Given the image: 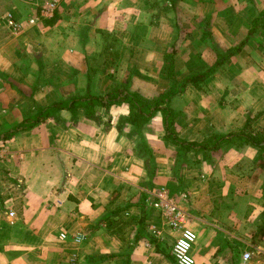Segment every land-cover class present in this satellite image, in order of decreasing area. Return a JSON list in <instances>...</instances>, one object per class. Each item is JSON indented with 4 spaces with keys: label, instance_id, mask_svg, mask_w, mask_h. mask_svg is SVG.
<instances>
[{
    "label": "crops",
    "instance_id": "1",
    "mask_svg": "<svg viewBox=\"0 0 264 264\" xmlns=\"http://www.w3.org/2000/svg\"><path fill=\"white\" fill-rule=\"evenodd\" d=\"M242 2L239 10L230 13L235 7L229 4L214 13L209 36L203 35V25L199 29L193 17L181 15L175 20L172 10L156 11L174 5L173 0H30L21 9L16 4L11 7L23 29L11 33L0 19V118L4 120V113L7 117L0 131L10 136L4 140L0 133V144L4 142L0 177H5V189L0 192V264H175L171 252L178 232L151 205L162 188L186 211L187 227L196 236L191 250L195 264H243V244L264 255V247L255 240L264 228L262 164L240 163L244 156H238L251 153L252 160L257 149L215 145L205 151L207 155L199 152L203 155L194 158L171 141L177 137L185 144L206 142L209 138L191 139L198 134L187 125L192 121L198 127L201 123L192 119L203 116L206 120L208 112L215 124L208 136L238 130L247 118L264 134V28L249 36L253 19L264 11V0ZM6 30L10 34L3 36ZM103 34L119 41L118 59L104 75ZM235 49L237 53L199 84L210 95L191 100L188 92L194 87H183L184 80L206 72L218 56ZM173 50L174 84L165 61ZM31 51L47 65L67 68L72 77L68 76V87L74 83L70 97L98 96L93 90L103 95L105 86L120 83L125 85L121 92L168 101L158 102L146 124L150 129L143 126L140 133L123 122L129 105L122 103L116 115L111 107L103 113L96 108L99 124L82 109L75 117L61 110L11 135L7 131L15 123L31 121L33 103L37 110L61 102L28 99L10 88L15 83L4 76L19 73L18 56ZM36 65L30 66L31 72L39 70ZM173 88L177 93L171 95ZM233 95L238 100H229ZM167 110L172 120L178 117L172 126L174 135L165 140ZM179 114L187 124L180 128ZM237 114L241 117L236 118ZM225 138L228 143L231 135ZM143 148L152 157H141L138 152ZM228 179L238 186L246 184V192L240 193L244 204L218 193L217 186ZM18 184L23 185L19 193ZM183 191L190 199L187 206ZM61 233L66 234L65 240L59 239ZM257 262L264 264V256Z\"/></svg>",
    "mask_w": 264,
    "mask_h": 264
},
{
    "label": "rangeland",
    "instance_id": "2",
    "mask_svg": "<svg viewBox=\"0 0 264 264\" xmlns=\"http://www.w3.org/2000/svg\"><path fill=\"white\" fill-rule=\"evenodd\" d=\"M242 1H244V0H173L174 5L173 4L172 5H164L167 9H165L164 7H160L156 11H158V13H164L165 11L172 10L173 14L175 15V18H174L175 20H176V17H180L181 15H183L184 17H186L188 19H191L190 17H193L195 22H197L199 24V29L203 25L202 28H201L203 30V35L209 36L210 35L209 28L211 26L210 20H211L212 16L214 15V13L217 12V11H221L220 9L224 8L225 6H227L229 4H232V6L235 7L234 9L233 8L229 9L230 13L233 12V11L239 10L240 7L242 6V3H243ZM27 2L29 3L30 0H23V1H21V0H0V19H1V22L3 21L2 18H4V16L6 14H11L13 16V12L10 10L13 5L16 4L17 8L21 9V7L25 6V4H27ZM175 4H177V6ZM181 13H183V14H181ZM226 13L229 14V11H226ZM52 16L53 15H51V17ZM22 17H25V15H22ZM171 18H173V17H171ZM4 25L6 26V23H4ZM10 31H11V29H10ZM11 33H13V31H11ZM177 33L179 34L178 31H177ZM183 33H184V31L182 29L181 34L183 35ZM2 34H3V36H7L8 34H10V32H9V30H8V32L6 30L5 35H4V31H3ZM182 35H180V38H181ZM191 35H192V37H194V34L192 32H191ZM206 44L207 43L204 44L205 48L207 47ZM31 52H32V54H30V55H27V53L26 54L25 53H21V57L18 56V58H20V59L17 61L18 63H16L17 64L16 65V70L19 73L12 74V76H9V77L4 76V77H6L8 79H12L13 83H15V85H12V84L10 85V88H12V91L14 93H16L17 95L20 94L22 96H25L28 99H33L35 97H38V100H43V103H48V102H50L52 100L67 101L69 99V97H70V93H72L71 92L72 91V87L74 86V83L71 82V84H70L71 87H68L67 79H68V76L71 77V75L68 73L67 68L63 67V66H59L57 64H53L52 65V63H48L49 65H47L43 61L42 57H39V56L35 57L34 54H37V53H35V52L33 53V51H31ZM106 57H107V54H103V75L109 69V68L104 66V62L106 60ZM50 60H51V58L48 59V61H50ZM31 65H36L39 68V70L38 71L36 70L35 72H31L30 71V66ZM111 69H113V68H111ZM2 76L3 75H1L0 77L2 78ZM3 79H4L3 82L5 84H7L8 82L6 81V79L5 78H3ZM193 87H194V90L188 92V96L191 98V100L198 99L199 95H202L205 98H206V96L210 95L209 89H207V87H205V85H200L198 89L195 86H193ZM93 91H95V93L99 94L98 95L99 97H103V95L101 94V90H93ZM125 93L126 92H121L122 95H125ZM196 93H198V95ZM103 94H104V92H103ZM234 96L235 95H233L232 99H229V100H238V98H236ZM63 98H67V99L61 100ZM211 98H212V100H219V97H211ZM106 99L107 98L104 97V100H106ZM52 103H54V102H52ZM169 103H170V101H169ZM116 105L117 106H109L108 108L101 107V108H99V110H101V113H103V111L108 112L107 110L111 107V112L112 111H116L115 112V115H116V113L119 110V109H117V108H119V106H118L119 104H116ZM44 107H47V106H42V108H44ZM12 108H13V105H12ZM128 108H129V106H128ZM2 109L3 108H1V110ZM4 109L7 111V114H8L9 110H8L7 106ZM32 110H33V112L36 111V104H34V103L32 105ZM172 111L175 113V111L173 109H172ZM210 114H211L210 112H208V115H207V113L206 114L204 113V116L207 118L206 120L203 119V116L197 117V119L196 118L192 119L196 123H197V121L199 123H201L198 127L197 126L195 127V125L192 126V121H190L188 123V125L185 124L186 121L183 120L182 117H184V118H186V117L184 115H180L179 114V121L177 123V127L180 128V127H182L183 124H185L189 128H195L194 130L196 132H194V131L193 132L197 133L198 136L191 138V139H194V141L197 140L195 142H199V141H201L203 139H206V138L208 139L210 136H208L207 133L210 132L211 130L215 129L214 128L215 124L210 121L211 120ZM5 115H6V113L1 115V116L4 117V120L2 118H0V123L5 122V120L7 119V117ZM185 115H187V114H185ZM240 115L237 114L236 118L237 117L238 118L241 117ZM180 116H182V117H180ZM176 117H178V116H176ZM176 117L175 118L173 117V120H174V122L172 121L173 124L175 123ZM149 124H150V122H148L147 125H149ZM27 125H28L27 123L24 124V123H21V122L20 123L17 122V124L15 123V125L10 127L11 131H7V132H10L11 135L15 134V136H16L23 129V127L28 128ZM147 127L148 126H146L144 128L145 129H150V128H147ZM218 129H223V126L219 127ZM231 129H233V128H231ZM231 129L225 131L226 132L225 136H230L229 134L234 133L235 131H237V130L231 131ZM256 131H257V129H256ZM0 133L2 135H5L4 136V140L9 139L10 136L9 137L7 136L8 133L1 132V131H0ZM180 137L182 138V136H180ZM186 139L187 138H182V140H186ZM1 144H4V142H2ZM1 144H0V146H1ZM184 144L185 143H183V145ZM232 144L233 143L229 141L228 143L224 142V143H222L220 145H223V147H231ZM263 146H264V144H263ZM0 148H3V147H0ZM175 148H177V147H174V150H175ZM14 149L16 150L15 147H14ZM222 150H224V149H222ZM177 151H178V149H177ZM185 154H187V156H189V157H194V158H197V156L201 157L200 154L203 155V153H199L197 150L188 151ZM197 154H199V155H197ZM250 155H251V153H247V152L244 153V154L238 155V156H241V157L244 156L240 163H244L245 161H252V163H254V162L256 163L257 162V163H259V165L262 164L260 170H262L264 172V166H263L264 165V153H260V151H258V150H257L256 153H254V155L252 153V156H254L253 157L254 160L250 159ZM178 156H180V155H178ZM3 159H4V157H2L1 160H3ZM241 168H242L241 166L238 167V169L242 173L243 171L241 170ZM244 170L246 171L247 169H244ZM231 178L232 177H230V179ZM0 179L2 180V182L0 183V192H1V191H4V189H5V184H4L5 177H0ZM18 185H21L22 187L20 186V188L17 191V193H19L20 191L23 190V185L22 184H18ZM244 185H246V184L238 186L237 184L233 183L232 180H229L228 182L224 183L223 185H220V186L218 185L217 186V187H219L218 193L220 195L222 193H224L225 195L232 196L235 199V201H234L235 204H238V203L244 204V199L240 195V193H242L244 191L246 192L247 187H245ZM213 186L214 185H212L211 188ZM214 189H217V188L214 187ZM165 190H166L167 193H169L167 191V189H165ZM216 192H217V190H216ZM187 193L188 192L183 191L180 194H185V197H186ZM177 195H179V194H177ZM214 198H215V204H217V201H216L217 197H214ZM185 199H186V201H185ZM182 200L184 201V204L186 206H187L188 201H190V199L188 197L182 198ZM1 218L2 217L0 216V220H1ZM263 218H264V216H263ZM19 224L20 223L17 222L16 226H19ZM257 238L258 239H255L257 241V243H260V245H262L264 247V228H262V231L257 232ZM240 246H241V249H240L241 256L244 253H249V258L243 264H257L258 263L257 261L260 259L261 255L264 256L263 254L260 255L257 252V249H255V248H250V249H248L247 247L244 248L243 246H246L244 244L240 245ZM173 262L175 263L174 260H173Z\"/></svg>",
    "mask_w": 264,
    "mask_h": 264
},
{
    "label": "trees",
    "instance_id": "3",
    "mask_svg": "<svg viewBox=\"0 0 264 264\" xmlns=\"http://www.w3.org/2000/svg\"><path fill=\"white\" fill-rule=\"evenodd\" d=\"M252 29L249 31V36H251L253 33H255L256 29L258 27L264 28V11L261 12L258 16V18L253 19L252 21ZM103 38L105 40V48H104V54H107L106 60L104 62V66L107 68H110L114 62L118 59V52H119V41L114 36H109L107 34H103ZM248 40V38H247ZM109 41V43L107 42ZM238 49H235L233 51L229 50L224 54H221L218 56L217 61L215 65L212 68H209L206 72H200L193 74L192 76L186 78L183 82V87L186 85H193L197 89L199 88V84L203 83V81L207 78L209 73H213L214 70L221 66L222 63L227 61L231 56H233L235 53H237ZM176 51L173 50L171 53H168L165 55V61L169 65V73L168 76L170 79H172L173 84L175 83V75H174V56ZM125 87L124 84H117L114 83L113 85H107L104 89L103 97L94 96L89 93H87L85 96H71L67 101H61L57 103H53L52 105H49L44 108H38L34 115L31 117V121L27 123L28 128H32L35 125H37L41 119H44L48 116L51 112H57L61 110H67L71 113L73 117L76 116L77 111L79 109H82L85 115L95 123H100V119H98L96 115V108H107L111 105L116 104H122L126 103L129 105V113L124 119V123H128L131 126H133L138 130V133L143 129V126H146L148 121L152 118L153 113L155 110H157L158 102L168 101V100H154V99H146L138 94L129 92L126 90L125 95L121 96V90ZM109 88V89H108ZM171 95L177 93V90L174 88L170 90ZM104 97L107 99L104 100ZM164 98V97H163ZM167 114V118L165 121L164 129L166 132L165 140H167L170 136L174 135L173 131V120L172 115H170V112L168 110L165 112ZM254 120L247 118L243 124V126L235 131L231 135V140L235 146H251L253 148H256L260 153H264V134H261L256 131V129L253 127ZM172 143L177 145L180 149L184 148L186 151L189 150H197L198 152H205L206 150L209 151L211 148L215 145H220L221 143H224L228 141L225 138V135H212L209 137V139L206 142H203L201 144H196L194 142H187L183 145L181 139L174 137L171 139ZM227 143V142H226ZM196 147H199L196 149ZM139 155L141 157H144L146 155L152 157V152L148 148H143L142 150H139ZM207 155L208 153L205 152ZM262 159V158H261ZM2 204V203H0ZM264 212V211H263ZM264 214V213H263Z\"/></svg>",
    "mask_w": 264,
    "mask_h": 264
},
{
    "label": "built area",
    "instance_id": "4",
    "mask_svg": "<svg viewBox=\"0 0 264 264\" xmlns=\"http://www.w3.org/2000/svg\"><path fill=\"white\" fill-rule=\"evenodd\" d=\"M6 26L13 32H17L22 28V25L17 23L11 14L4 16ZM30 20L29 23H32ZM151 205L158 210L170 229L178 232L172 245V258L176 264H195V260L191 255L193 244L196 240L194 232L187 227V215L180 208L176 201L171 198L164 188L155 192V199ZM12 216V213H9ZM59 239L65 240L66 234L61 233ZM249 258V253L242 255V260L246 261Z\"/></svg>",
    "mask_w": 264,
    "mask_h": 264
}]
</instances>
